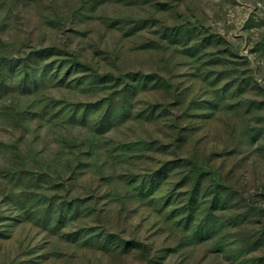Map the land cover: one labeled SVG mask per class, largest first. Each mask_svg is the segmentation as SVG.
Masks as SVG:
<instances>
[{
  "label": "rangeland",
  "instance_id": "rangeland-1",
  "mask_svg": "<svg viewBox=\"0 0 264 264\" xmlns=\"http://www.w3.org/2000/svg\"><path fill=\"white\" fill-rule=\"evenodd\" d=\"M0 264H264V0H0Z\"/></svg>",
  "mask_w": 264,
  "mask_h": 264
}]
</instances>
